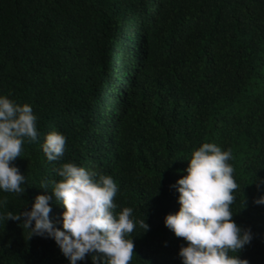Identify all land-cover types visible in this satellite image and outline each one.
Segmentation results:
<instances>
[{
    "label": "trees",
    "instance_id": "1",
    "mask_svg": "<svg viewBox=\"0 0 264 264\" xmlns=\"http://www.w3.org/2000/svg\"><path fill=\"white\" fill-rule=\"evenodd\" d=\"M0 95L31 105L40 134L12 162L25 191L0 192V214L30 210L72 162L110 175L116 211L149 225L128 237L131 264H182L187 242L164 218L192 152L211 142L231 150L233 220L253 235L237 255L264 264V0H0ZM54 131L67 143L50 162L41 145ZM50 204L62 228L65 209ZM28 235L0 220V264H69L54 240Z\"/></svg>",
    "mask_w": 264,
    "mask_h": 264
},
{
    "label": "clouds",
    "instance_id": "2",
    "mask_svg": "<svg viewBox=\"0 0 264 264\" xmlns=\"http://www.w3.org/2000/svg\"><path fill=\"white\" fill-rule=\"evenodd\" d=\"M37 117L29 104H18L0 95V192L23 194L26 178L12 164L21 157L23 144L37 142ZM66 137L59 132L45 136L41 145L48 161H58L66 150ZM231 150L206 142L191 154L186 175L173 188L178 192V212L168 214L164 225L186 241L179 249L182 264H249L237 253L253 239L250 229L233 220L234 193L239 188L229 161ZM61 178L41 186L48 194L37 195L30 210L0 214V220L22 221L33 236L54 240L69 264H78L91 256L92 264H131L133 239L137 227L149 230L145 219L136 221L133 209L117 212L114 202L118 186L110 175L68 162L56 169ZM62 205V228L49 219L50 201ZM7 200H0V207ZM264 205V195L254 200ZM233 253H235L233 255Z\"/></svg>",
    "mask_w": 264,
    "mask_h": 264
}]
</instances>
